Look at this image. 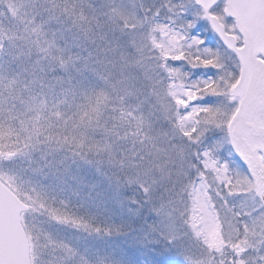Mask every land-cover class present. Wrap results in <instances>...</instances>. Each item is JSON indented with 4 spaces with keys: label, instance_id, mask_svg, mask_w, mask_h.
<instances>
[{
    "label": "snow or ice",
    "instance_id": "snow-or-ice-1",
    "mask_svg": "<svg viewBox=\"0 0 264 264\" xmlns=\"http://www.w3.org/2000/svg\"><path fill=\"white\" fill-rule=\"evenodd\" d=\"M0 264H264V0H0Z\"/></svg>",
    "mask_w": 264,
    "mask_h": 264
}]
</instances>
